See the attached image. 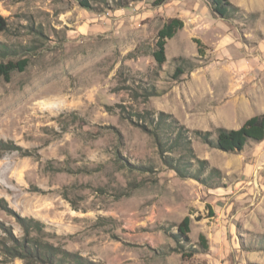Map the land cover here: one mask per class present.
Wrapping results in <instances>:
<instances>
[{"label": "rangeland", "instance_id": "rangeland-1", "mask_svg": "<svg viewBox=\"0 0 264 264\" xmlns=\"http://www.w3.org/2000/svg\"><path fill=\"white\" fill-rule=\"evenodd\" d=\"M211 1L0 0V264H264V142L205 140L264 114V0Z\"/></svg>", "mask_w": 264, "mask_h": 264}, {"label": "trees", "instance_id": "trees-1", "mask_svg": "<svg viewBox=\"0 0 264 264\" xmlns=\"http://www.w3.org/2000/svg\"><path fill=\"white\" fill-rule=\"evenodd\" d=\"M79 5L84 8H90V2L96 0H78ZM162 1V0H161ZM211 5L213 10L220 16L225 18L230 15V10L233 8L229 0H212ZM184 28V22L181 19L175 18L169 20L158 32L156 51L154 52V57L160 66L167 63V45L168 41L175 38L179 31ZM0 29H6L5 21L0 18ZM29 65L28 60L10 61L7 64H0V75L4 76L6 79H10L15 72L26 71ZM182 73L181 70H178ZM182 138V134L180 138ZM182 140V139H181ZM209 145L214 148L219 149L226 153H240L243 152L247 145L251 142L262 143L264 142V114L255 116L247 120L244 125L238 130H229L225 128H220L217 130L216 142H212L211 139L205 138ZM210 141V142H209ZM178 143V142H177ZM18 151L20 148L7 144L3 141L0 142V152ZM191 223L192 219L186 217L183 222L179 225V234L176 235L177 240L181 243H188L190 241L191 234ZM41 231V230H40ZM201 246L208 250V240L205 236L200 237ZM32 245L30 248L31 254H35L37 259H48V255L53 257L51 254V249L45 247L39 250L35 240L31 241ZM34 247V248H33ZM183 255H187L184 252ZM50 261V260H49ZM52 264V262L50 263Z\"/></svg>", "mask_w": 264, "mask_h": 264}, {"label": "crops", "instance_id": "crops-1", "mask_svg": "<svg viewBox=\"0 0 264 264\" xmlns=\"http://www.w3.org/2000/svg\"><path fill=\"white\" fill-rule=\"evenodd\" d=\"M253 1H255V0H240V2L244 5V6H246V7H248V8H251V6L253 5ZM263 115V114H262ZM259 116V115H258Z\"/></svg>", "mask_w": 264, "mask_h": 264}]
</instances>
